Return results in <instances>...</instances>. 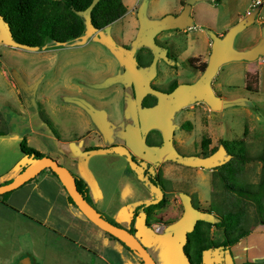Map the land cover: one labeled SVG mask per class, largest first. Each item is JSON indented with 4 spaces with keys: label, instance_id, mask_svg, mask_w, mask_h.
Segmentation results:
<instances>
[{
    "label": "rangeland",
    "instance_id": "obj_1",
    "mask_svg": "<svg viewBox=\"0 0 264 264\" xmlns=\"http://www.w3.org/2000/svg\"><path fill=\"white\" fill-rule=\"evenodd\" d=\"M147 1L144 0V4ZM158 2L156 5L165 6V9L172 13L175 8L178 9L180 6L177 0H159ZM195 2L198 4L196 17L204 24V29L210 35L213 43L209 48V66L205 72L181 64L182 71L178 76L175 69L167 67L168 59L175 62L173 55L176 52L173 51L171 44L168 45L165 41L159 44H155L153 40L147 43L137 41L139 38L150 39L151 33H147L145 36H142V33L138 34L137 31L131 33L132 29L129 24L126 27L125 21L117 20L97 31L92 29L88 23L81 37L71 39L64 44H57L60 45L58 50L45 51L43 48L18 46L8 52L9 47L1 48L6 50L4 55L9 68L16 71L13 72L15 78L17 75L18 81L22 85L29 83L28 87L34 89V96L30 102L31 107H34V116L36 115L47 124L53 125L60 133H62L63 124H72L76 119V116L70 111L59 109L60 107L52 109L46 102L45 91L51 98L55 97L58 103L67 100V97L73 98L72 101L83 103L82 109L90 118L93 117L96 123L106 113H112V119L126 116L128 122L125 133L126 140L128 139L129 143L133 145L138 156L153 161L156 167L160 168V173H162L159 174L160 184L164 186V190L180 189L191 192L194 191L197 180L189 173L193 166L192 162L198 159L197 155L202 151L203 137L211 138L210 148L214 146L221 148L215 153L219 159L211 161L215 164H220L228 158V154L221 145L222 140L244 139L246 149L254 154L264 149V78L262 89L257 91L253 88L258 86V72L250 71L251 76L248 79L246 77L249 66L260 68L262 64L264 65L260 59L257 60L259 56L264 58V52L259 53L257 48L250 49V46L253 45L252 41H255L258 27L264 28V0L252 15H247V8L252 0H196ZM186 13L189 15V12ZM174 16L169 17L168 20L153 17L150 21L156 27H159L160 23H168V27L163 26L164 31L167 28H173L183 32L184 25L195 24L191 19L177 21L173 18ZM258 16L259 20L257 21L255 18L257 19ZM0 40L14 44L9 28L1 18ZM49 44L55 45L56 43L52 39H48L47 45ZM143 47L151 51L150 68L148 66L138 67L141 59L149 60L148 55L139 51ZM200 62H202L201 58ZM170 64L172 65V63ZM157 71L158 73L161 71L162 74L156 76ZM174 78L182 80L183 84H180L179 89L173 94L157 92L152 89L153 82L166 83L161 86L164 88ZM198 80L205 84L208 97L207 102L205 101L206 104L197 102L201 100V92L197 87ZM194 81L198 82L191 83L192 85L189 83ZM34 82L37 83L34 84ZM247 82H249V88H247ZM216 91L221 92L223 100L225 99L226 102L222 103L223 105L219 99L221 95L215 97ZM148 94L158 98V103L153 108L141 106L142 98ZM14 103L17 104V102ZM3 106V112L6 115L14 117L21 115L19 110L14 108L12 102H5ZM252 112L259 114L261 121L253 119ZM186 121L191 125L183 127ZM168 127L171 132L165 133L164 131L168 130ZM159 128L164 131L161 132ZM103 135L113 141H119L122 138V131L112 130L107 125ZM144 140L150 143L155 141L154 143H159V146L156 148L145 147L143 146ZM143 159H139L138 164L141 165L144 162ZM147 166L139 167V170L143 172L138 175L144 183H138L137 186L143 185L144 188L146 186L151 190L154 188V192H157L159 188L162 190L159 184L154 186L147 182L144 176ZM165 167H170L171 171L175 173L184 172L186 176H189L179 178L177 175L168 174L164 171ZM244 169L247 178L259 181L261 162H248ZM152 170H154L153 166ZM155 170L157 171V168ZM110 171L112 175L109 185H112L117 177L118 167L112 165ZM218 182H214V193L222 192L223 187ZM193 196L197 199L198 192L192 194ZM222 196H217L216 199L214 195L212 199L218 208H223ZM170 198L171 195L166 191L164 207L152 211L149 217L152 224L161 221L169 223L163 232H157L152 225L149 226L144 213L136 222V236L146 246L157 264H182V260L187 262L181 249L183 248L184 235L179 236L174 230L175 227L171 226L167 220L168 216H161L159 212L167 207ZM158 199L157 194H153L149 200L144 201L156 203ZM133 201H135V197L130 196L129 192L128 199H122L119 192L116 194L115 202H122L127 208L128 202L132 203ZM93 205L107 219L117 222L107 211V208L102 206L103 203L93 202ZM155 207L157 206L154 205L151 209ZM203 207L209 208L210 206L203 204ZM76 208L79 213L84 215L78 207ZM254 208V205L250 204L251 218L246 225L247 228L256 221ZM206 217L213 220V216L207 215ZM118 223L125 228L130 226L129 219L127 221L120 218ZM237 233L235 232V234ZM210 234L212 238L225 237L224 230L215 225L212 226ZM65 240L68 241L59 237L52 241V238L48 237L46 241L51 243L52 247L38 248L36 264H91L92 255L86 256L83 253V248H70V241H68V245ZM4 249L11 250L13 248ZM208 251H211L212 255ZM208 251L205 252L206 260L208 264H213L212 258L215 255L222 256V252L225 250L210 249ZM11 254V251L7 252V255ZM137 257L136 253L128 249V254L117 256V261L120 264H142ZM256 264L259 263L256 262Z\"/></svg>",
    "mask_w": 264,
    "mask_h": 264
},
{
    "label": "crops",
    "instance_id": "obj_2",
    "mask_svg": "<svg viewBox=\"0 0 264 264\" xmlns=\"http://www.w3.org/2000/svg\"><path fill=\"white\" fill-rule=\"evenodd\" d=\"M158 1L148 0L144 4V0H124L128 11L117 21H125L124 25L126 27L129 24L132 29L131 33L137 31L138 34L142 33V36L151 33L150 39L139 38L137 41H145L147 43L153 40L155 44L165 41L168 45L171 44L173 51L176 52L174 56L178 58V66H172L171 62L169 63L167 60V67L175 69V73L178 76L182 71L181 64H185L188 67L191 66L189 59L192 57L201 58V61L207 62L209 66V48L213 43L210 35L204 29V24L196 17V10L198 9L196 0H190L189 2L185 0L186 4H183L182 0H177L180 6L178 9L175 8L173 13L167 11L163 5H156L159 3ZM186 12H189V15ZM173 15H175L173 18L177 21L182 22L191 19L195 24L184 25L183 32L173 28H167L164 31L163 26L168 27V23H160L159 28L150 21L153 17L168 20ZM182 18L184 19L180 20ZM255 20L258 21L259 16ZM263 41V27H258L255 41H252L253 45L250 46V49H256ZM57 44H55L56 46L49 44V46L46 43L42 48L45 51L58 50L60 45ZM4 46L10 48L8 52L18 47L10 42L0 40V131H2L0 133V185L18 177L24 168H28L34 162L35 159L24 153L21 148V142L26 140L28 145L43 152L46 156L56 159L60 164L68 167L75 175L83 178L89 186L92 201L94 203H103L102 206L105 209L107 208V211L110 212L117 222L120 218L127 221L129 219V222H131L134 206L144 200H149L153 194H157V197H159L157 201L166 196V192L164 193L160 188L157 192H154V188L151 190L146 188V186L144 188L143 185L137 186L138 183L143 182L140 175H138V173L141 174L143 172L139 170V167L143 168L144 165L150 164L154 170L157 168V171L155 170L157 174L162 173H160V168L158 169V166L156 167L153 161L151 162L149 159H143L138 156L133 145L129 143L128 139L126 140L125 133L128 124L126 116L112 119V113H106L96 123L94 118L92 116L93 119L90 118L82 109L84 107L83 103L72 101L73 98L70 97H67V100L62 101V103H58L55 97L51 98L48 92L45 91L46 102L49 103L52 109L60 107L59 109L70 111L76 116L74 123L62 125V133H60L53 125L47 124L43 119L33 115L34 107H31L30 102L34 96V89L28 87L29 83L22 85L18 81L17 75L15 78L13 72L16 71H12L9 68L6 61L7 58L4 55L6 50L1 48ZM139 51H143L148 57L152 55L151 51L146 47L139 49ZM258 51L259 53L264 52V47ZM150 57L148 61L141 59L138 67L148 66L150 68L149 66H151L152 62ZM259 59H261L260 56L257 60ZM250 71L258 72V86L253 89L259 91L262 89L264 65L262 64L260 68L249 66L246 71L247 79L251 76ZM161 74V71L155 73L156 76ZM175 79L178 80L180 87L183 81L177 78L173 80ZM198 81L189 83H197ZM170 83L164 88H167ZM165 84L153 82V85L159 87ZM197 84L201 92V100L197 102H207L208 97L204 82L199 81ZM248 84L249 82H247V88H249ZM3 91L4 93H2ZM214 95L215 97L216 95L219 96L221 92L218 93L216 91ZM137 99L140 101L138 97ZM219 99L221 104L226 102L224 101L225 99L223 100L222 95ZM5 102H12L14 108L19 110L21 115L18 117L6 115L3 112V104ZM14 102H17V104ZM252 117L261 121L260 115H257L256 112H252ZM11 125L12 128H10ZM107 125L112 130L119 129L122 131V138L119 141H113L103 135ZM160 131L163 132L164 130ZM164 132L170 133L171 130L168 127V130ZM154 142H151V144H159ZM95 146L104 149L99 151L89 150V148ZM143 146L150 145L144 140ZM151 147L156 148L155 145ZM131 155L136 156L138 159H143L144 162L142 161L141 165L135 163ZM215 159H219L216 154L207 158L198 156V159L192 162L193 166L191 164L192 169L190 168L189 175H192L197 180L194 191L167 190L171 198L167 207L159 212L161 216H168V218L166 217L167 220L171 223V226L175 227L174 230L179 236L184 235L188 227L191 230L195 221L200 217L199 211L193 207L192 194L198 192V198L204 205L208 206L212 203L215 182L213 172L220 165L211 163ZM112 165L118 167V172L115 181L112 185H109L112 175L110 166ZM164 171L171 175H177L179 178H187L189 176H186L184 172L175 173L171 171L170 167H165ZM117 192H119L122 199H128L129 192L130 196L133 195L135 197V201L132 203L128 202L127 208L122 202H115ZM69 195L60 177L55 175L51 168H44L36 177L12 190L7 195V202L0 199V264H36L35 258L38 248L52 247V244L46 241L48 237H51L52 241L53 239L57 240L59 237L67 239L71 244L69 245L66 240L65 242L68 243L70 248H83V253L86 256L92 255L91 264H120L117 261V256L127 255L128 248L109 237L104 230L93 224L87 216H84L85 214L79 213L75 205L70 202ZM163 222L155 223L160 225V231L157 232H163L167 228L169 223ZM251 229L240 241L223 251L222 256L215 255L212 258L213 264L221 258L224 259L225 264L264 261V224L252 225ZM182 241L184 243V237ZM4 248L13 249L5 250ZM181 249L183 251V248ZM10 251L12 254L7 255V252ZM208 253L212 255L211 251H208ZM95 256L98 261L94 259ZM182 264H187V262L182 260ZM205 264H208L206 256Z\"/></svg>",
    "mask_w": 264,
    "mask_h": 264
},
{
    "label": "trees",
    "instance_id": "obj_3",
    "mask_svg": "<svg viewBox=\"0 0 264 264\" xmlns=\"http://www.w3.org/2000/svg\"><path fill=\"white\" fill-rule=\"evenodd\" d=\"M182 3L186 4L185 0H182ZM127 11L128 7L124 0H0V18L8 26L12 41L17 46L27 48H42L46 45L48 39H52L58 44L66 43L71 39L81 37L88 23L92 29L101 30L123 17ZM262 47H264V41L257 46V50ZM168 57H170L169 54ZM173 60L175 62L168 59L172 66L177 67L178 58L173 55ZM199 61V57H192L189 59V64L193 68L205 72L208 68V63L204 61L199 63ZM178 87L179 82L176 79L167 88L152 84L154 91L166 94H173ZM157 103V96L152 94H148L142 100L143 107H153ZM187 125H191V123L186 121L183 127ZM211 142L210 137H203L201 143L202 151L198 156L207 158L218 151L219 147L217 146L210 148ZM147 143L150 146L155 145L148 141ZM221 145L228 154V158L221 162L214 171L215 181H219L218 183L223 187L222 192H215L214 195L216 199L222 196L220 194L224 195L222 196L223 208H218L214 202L209 205V208H204L198 197L197 199L194 196L192 197V204L200 212V217L195 221L193 228L184 234L183 252L187 264H205L206 251L210 249H229L245 237L252 230V226L248 228L246 226L251 218L250 204L255 207L253 211L255 212L256 221L253 225L264 224V149L254 154L246 149L244 139L222 140ZM155 146H159V144ZM21 148L24 153L33 159L46 156L43 152L29 146L26 140L21 142ZM103 149L98 146L89 148V150L93 151ZM131 158L135 163L139 162L136 156L131 155ZM252 161L261 162V174L257 182L247 178L244 169L245 164ZM54 174L59 177L56 172ZM73 175L76 178L81 194L93 205L87 182L74 173ZM144 176L149 184L154 186L159 184L164 193L167 191L160 184V176L152 170V165L149 164L145 168ZM10 192L0 194V199L7 202L6 198ZM69 200L78 207L70 195ZM165 203V197L156 203L147 201L139 203L133 209L130 226L127 229L136 235V221L142 213L147 216L146 223L149 226L153 225L149 219L150 213L154 210L162 209ZM154 205L157 207L151 209ZM96 210L105 217L101 211ZM205 214L213 216V220H210ZM110 221L122 226L116 221ZM213 225L224 230V238H212L210 236ZM235 232L238 233L235 234ZM105 233L137 254L135 249L123 240L107 231ZM137 255L140 263L146 264L144 259L139 254ZM258 263L264 264L263 261ZM214 264H225V262L224 259H221ZM242 264H256V262L246 261Z\"/></svg>",
    "mask_w": 264,
    "mask_h": 264
},
{
    "label": "water",
    "instance_id": "obj_4",
    "mask_svg": "<svg viewBox=\"0 0 264 264\" xmlns=\"http://www.w3.org/2000/svg\"><path fill=\"white\" fill-rule=\"evenodd\" d=\"M44 168H51L59 175L75 204L93 223H95L102 230L111 233L126 242L130 247L134 248L137 254L144 259L146 264H157L156 260L150 254L146 246L134 233L100 215L95 207L81 194L73 172L68 167L60 164L56 159L50 156H43L35 159L34 162L18 177L13 179V181L0 185V194L17 189L27 181L36 177Z\"/></svg>",
    "mask_w": 264,
    "mask_h": 264
},
{
    "label": "built area",
    "instance_id": "obj_5",
    "mask_svg": "<svg viewBox=\"0 0 264 264\" xmlns=\"http://www.w3.org/2000/svg\"><path fill=\"white\" fill-rule=\"evenodd\" d=\"M263 3V0H252L251 4L247 8V15H252L254 10H258V7ZM261 62L264 63V58L261 57ZM156 231H160V225L153 226Z\"/></svg>",
    "mask_w": 264,
    "mask_h": 264
},
{
    "label": "flooded vegetation",
    "instance_id": "obj_6",
    "mask_svg": "<svg viewBox=\"0 0 264 264\" xmlns=\"http://www.w3.org/2000/svg\"><path fill=\"white\" fill-rule=\"evenodd\" d=\"M184 237V236H183ZM217 262V261H216Z\"/></svg>",
    "mask_w": 264,
    "mask_h": 264
}]
</instances>
